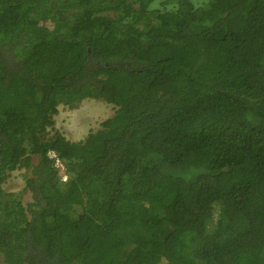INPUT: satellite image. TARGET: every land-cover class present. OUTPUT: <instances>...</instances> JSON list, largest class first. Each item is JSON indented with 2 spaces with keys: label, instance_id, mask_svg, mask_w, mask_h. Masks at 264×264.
Returning <instances> with one entry per match:
<instances>
[{
  "label": "trees",
  "instance_id": "obj_1",
  "mask_svg": "<svg viewBox=\"0 0 264 264\" xmlns=\"http://www.w3.org/2000/svg\"><path fill=\"white\" fill-rule=\"evenodd\" d=\"M155 2L0 0L2 263L264 264V0Z\"/></svg>",
  "mask_w": 264,
  "mask_h": 264
},
{
  "label": "rangeland",
  "instance_id": "obj_2",
  "mask_svg": "<svg viewBox=\"0 0 264 264\" xmlns=\"http://www.w3.org/2000/svg\"><path fill=\"white\" fill-rule=\"evenodd\" d=\"M159 1L163 0H156L153 6H158ZM190 1H192L195 5H205L207 0ZM9 56H11V52L7 50L1 52L0 58L6 59V57ZM12 63L13 59L10 60V64ZM114 109L115 107L109 103L91 98L82 100L73 108L66 105H59L58 113L54 117L55 127L68 139H81L89 130L96 129L101 121L112 116ZM24 184V170L17 169L10 173V175L2 183V187L6 192H19L24 187ZM30 200V192H24L22 194V201L24 204ZM1 258L2 256L0 255V264H4L2 263Z\"/></svg>",
  "mask_w": 264,
  "mask_h": 264
},
{
  "label": "built area",
  "instance_id": "obj_3",
  "mask_svg": "<svg viewBox=\"0 0 264 264\" xmlns=\"http://www.w3.org/2000/svg\"><path fill=\"white\" fill-rule=\"evenodd\" d=\"M48 158L51 160L53 166L58 170L60 179L65 181L67 179L66 167L63 161L58 157L57 153L54 150H49L47 152Z\"/></svg>",
  "mask_w": 264,
  "mask_h": 264
}]
</instances>
